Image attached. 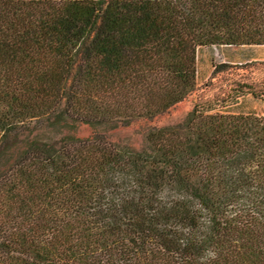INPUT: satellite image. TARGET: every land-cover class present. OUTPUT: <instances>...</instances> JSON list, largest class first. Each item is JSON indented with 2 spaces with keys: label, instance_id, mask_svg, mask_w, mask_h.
<instances>
[{
  "label": "trees",
  "instance_id": "16d2710c",
  "mask_svg": "<svg viewBox=\"0 0 264 264\" xmlns=\"http://www.w3.org/2000/svg\"><path fill=\"white\" fill-rule=\"evenodd\" d=\"M251 45L264 0H0V264H264L263 85L110 138L194 89L200 47L212 78Z\"/></svg>",
  "mask_w": 264,
  "mask_h": 264
},
{
  "label": "rangeland",
  "instance_id": "374dc122",
  "mask_svg": "<svg viewBox=\"0 0 264 264\" xmlns=\"http://www.w3.org/2000/svg\"><path fill=\"white\" fill-rule=\"evenodd\" d=\"M229 51L236 49H250L256 61L253 64H236L214 77L208 76L211 63L220 61L217 47H200L196 54L197 77L194 89L180 102L174 104L167 112L153 118L150 121L133 122L126 127H120L111 134V139H124L130 145L138 147L142 129L148 126H162L177 122L191 108L196 101L210 97L211 94L219 92L224 94L235 81L256 84V88L264 89V45L242 46L241 48L228 47ZM253 49V51L251 50ZM249 51V52H250ZM256 51V52H255ZM207 59V62L205 61ZM238 109L254 111L264 114V95L261 99L245 98ZM90 133V128L84 124L78 125L74 134L78 137H85Z\"/></svg>",
  "mask_w": 264,
  "mask_h": 264
},
{
  "label": "crops",
  "instance_id": "0c3cea01",
  "mask_svg": "<svg viewBox=\"0 0 264 264\" xmlns=\"http://www.w3.org/2000/svg\"><path fill=\"white\" fill-rule=\"evenodd\" d=\"M218 52H219L220 61H226V60L230 59L227 57L228 56V54H227L228 50L227 49H223L221 47H218Z\"/></svg>",
  "mask_w": 264,
  "mask_h": 264
}]
</instances>
